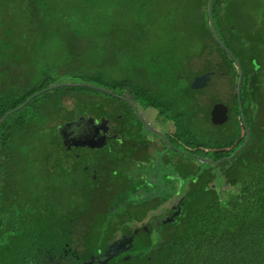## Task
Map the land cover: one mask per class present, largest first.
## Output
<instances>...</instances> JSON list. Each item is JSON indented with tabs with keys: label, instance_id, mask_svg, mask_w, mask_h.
<instances>
[{
	"label": "trees",
	"instance_id": "obj_1",
	"mask_svg": "<svg viewBox=\"0 0 264 264\" xmlns=\"http://www.w3.org/2000/svg\"><path fill=\"white\" fill-rule=\"evenodd\" d=\"M201 1L194 7L192 0H160L156 5L153 0H0V264L22 261L27 253L26 243L60 226L70 208L75 213L84 210L81 250L86 254L106 244L107 236L122 220L112 216L105 225L108 210L122 195L120 184L110 189L106 184L92 190L79 187L82 202L75 203L69 196V205L64 208L52 194L53 189L60 192L61 178L71 173L63 167L57 130V124L72 113L64 98H75L82 109L96 92H107L85 85H64L45 90L15 109L62 74L69 76L60 68L53 76L52 68L61 62L46 59L49 53L54 54L53 49H63L60 45L65 46L68 41L75 60L91 70L85 82L113 90L150 91L151 99L160 96L151 94L156 89L171 91L161 87L163 83H173L169 74H177L182 82L186 78L187 83L189 66L198 57L209 65L218 62V73L225 70L226 74H233L235 82L242 73V100L248 104L242 111L235 107L226 127L230 129L221 143L216 142L218 159L227 157L218 165L224 173H217L218 178L213 173H183L191 174L188 179L194 186L179 220L161 224L155 234L160 237L157 240L153 241L151 234L149 241L148 236L138 241V249L113 253L108 261L97 264H264L263 36L230 28L235 27L237 20L229 5L234 0ZM202 4L204 7L199 9ZM156 12L158 20L153 19ZM160 18L165 25L179 20L178 30L200 44L195 53L180 57L185 64L183 69L169 71L171 67L166 66L171 63L170 57L157 56L151 48L161 28L156 25ZM190 37L186 38L192 40ZM242 43L249 45L246 51H242ZM87 57L88 63L84 62ZM39 62L47 67L41 69ZM142 64L150 78L140 86L132 85L128 78L137 69L143 70ZM30 70H39L50 80L31 84L27 75ZM164 74L169 75V81ZM250 77L253 84H248ZM186 88L187 85L179 90L184 94ZM57 121L60 122L51 124ZM40 139H45L50 149L37 153L42 156L37 168L33 164L28 167L31 161L25 149ZM50 157H55L56 167ZM33 173H38L37 177ZM47 203L52 205L46 206ZM146 209L133 212L138 222L144 220Z\"/></svg>",
	"mask_w": 264,
	"mask_h": 264
},
{
	"label": "flooded vegetation",
	"instance_id": "obj_2",
	"mask_svg": "<svg viewBox=\"0 0 264 264\" xmlns=\"http://www.w3.org/2000/svg\"><path fill=\"white\" fill-rule=\"evenodd\" d=\"M200 61L201 59L197 57L193 63L199 66ZM218 65L214 72L206 69L190 73L187 83L178 79L177 74L170 75L174 78L173 83H163L161 87L170 88L171 91L156 89L151 92L153 96L156 93L161 98L149 99L150 91L113 90L102 86L109 90L108 94L114 98L113 101H102L95 97L87 100L86 106L80 109L77 100L69 96L74 105L69 108L71 116L69 114V119L64 121L79 117L77 125L69 128L65 144L59 135L62 150L69 158V162L64 161L63 167L67 170L66 173L71 172L68 175L78 179V191L82 186L92 190L94 186L101 184L108 185L107 189L120 184L123 189L120 193L122 195L118 196L117 204L111 206V209L116 208L118 212L112 214L109 221L106 219L105 225L111 221L112 216L122 220L112 234L107 236L106 244L103 243L105 245L102 244L100 248L96 247L92 253L86 254L81 250V242L85 237L82 222L84 210L78 209V213H75L70 208L71 212L67 219L62 220L60 226L50 230L47 235L39 234L26 243L27 253L17 264H84V261L94 253L112 252L113 255H117L131 251L137 248L136 245L138 241H142L141 239L148 236L149 241L152 233L155 236L159 231V225L178 221L194 186L183 173H213L216 178L217 173H224L218 165L227 157L218 159L216 139L215 143L210 140L207 144L200 136L201 133H197L196 146H191L186 144L182 137L181 108L186 100L185 93L182 94L179 90L185 85L191 91L194 90L193 93L195 92L194 95L200 100L201 109L205 110L204 115L207 116L201 122H208L219 130L227 127L233 111L236 112L233 100L217 99L218 96L209 90L215 75L226 74L224 68L223 72L218 73ZM206 73L209 74L206 84L192 87L195 78ZM252 80L253 77H250L248 84H253ZM202 101H206L207 107L202 105ZM217 102L228 106V119L223 123L212 120L211 112ZM170 107H175L173 110L176 111H170ZM228 130L221 132V136L223 137ZM55 190L52 191L55 202L61 200L63 208L69 205V189L60 188L59 193H55ZM166 194V198L162 197ZM133 197L137 199L133 200ZM71 199L75 203L83 200L82 197L77 200ZM91 204L94 207L97 205ZM51 205L47 203L46 206ZM162 205L168 208L160 217L158 213L149 214L150 211L164 210L165 207L161 208ZM144 207H147L145 218L138 222L133 212L140 213L139 209L142 210ZM143 227L144 230L141 229ZM132 253L140 256L143 251ZM97 262L100 261H94L92 264Z\"/></svg>",
	"mask_w": 264,
	"mask_h": 264
},
{
	"label": "rangeland",
	"instance_id": "obj_3",
	"mask_svg": "<svg viewBox=\"0 0 264 264\" xmlns=\"http://www.w3.org/2000/svg\"><path fill=\"white\" fill-rule=\"evenodd\" d=\"M160 0H153L154 5L159 4ZM200 4L203 3L201 0H192L193 6L195 7V4ZM231 6V11L236 15L237 20L235 23V29H243L245 31H248L254 35L257 36H263V42L261 43V50H263V55H262V59L264 61V0H234L232 3L229 4ZM202 7H204V4L199 6V9H201ZM151 8L154 10V8L151 5ZM158 15L157 12L154 14L153 19H157L158 20ZM163 18H160L158 21V24H156L157 26L161 27L157 30V39L153 42L152 44V50L155 52V55H159L160 56H164V55H168L170 57V61L171 63L169 65L166 66V68L171 67V69L169 68V71H177L180 69H183V66H185L184 61L182 59H180L181 56H185V55H189V54H193L196 52L197 49H200V44L196 41H194L190 35H187L184 31L178 30V28L181 26L180 21L179 20H175L174 24H163ZM184 25V24H183ZM231 28V25H230ZM190 37L192 40L186 38V37ZM220 38V37H219ZM173 39V41H172ZM223 41L224 39L221 38ZM185 40V41H184ZM184 41V43H183ZM72 42L75 44H77V42L74 41V38L72 37ZM225 42V41H224ZM243 44V43H242ZM244 46L242 47V51H246L245 49H247L249 47L248 44H243ZM60 47H63V49H53V53H49L48 54V58H46L49 62L54 61V62H61L57 65H55L52 68V75L55 76L57 75L60 71V69L62 71L65 72V74H67V72H69V76H63L61 75V77L58 78L57 81L53 82L52 84L59 82V81H72V82H79V81H85V77L88 76V74L91 72V70L89 69V66L83 65L82 62H79L77 60H75V57L73 56V51L69 45V41L67 42V44L65 46L60 45ZM223 48V47H222ZM237 53L240 52L239 48L235 45H233L232 47ZM229 49V48H226ZM217 53H215L216 55ZM61 55V56H60ZM60 56V57H59ZM47 57L46 55L43 57L45 58ZM72 59V62H70V60ZM68 61V62H67ZM90 61V58H85L84 62L88 63ZM69 64V65H68ZM195 63H193V65L189 66V71L190 73H194V72H198V70H209L211 72H214L215 67L217 64H219L218 62H214V64H210V65H206V63L201 60L199 66L194 65ZM39 67L41 69H45L47 66L46 64H41L39 62ZM105 65V64H104ZM60 68V69H59ZM139 68V67H137ZM141 68L143 70L139 71L138 69L134 72V74L128 78L131 81V84L133 85H142L141 83H145L146 81H148L147 79L150 77H147L148 75V71L147 68H145V64L141 65ZM145 68V69H144ZM197 69V70H196ZM75 73L74 76L70 75L71 73ZM201 72V71H200ZM85 74V75H84ZM215 74V73H214ZM213 74V75H214ZM28 80H30L31 84H33V82H41L42 80H46L49 78H46L45 75H40L39 74V70L32 72L31 70L28 71ZM172 75V74H169ZM167 74H164V76L166 77V79L169 81V78L167 76H169ZM188 77V76H186ZM164 77H159L158 79L161 80ZM186 79V78H185ZM185 79L183 80L185 83ZM214 81H212L209 90L213 93H215L218 97H216L217 99H222V100H227V99H231L233 106L237 107L238 109H240L241 111L243 110V107H247L248 104H246L245 99L242 100V93H241V75L239 78L236 79L235 82V77L233 74L229 73V74H225V75H215L213 77ZM261 79L264 80V75L261 76ZM50 80V79H49ZM87 82V81H86ZM90 83V82H89ZM51 84V85H52ZM94 84V83H93ZM235 85H236V89H235ZM264 88V82H263V86ZM188 91V92H187ZM194 90H190L189 88H186L185 90V100L182 106V115H183V128H182V133L184 137V140L186 142V144L188 145H195L196 146V139L198 138L197 133H201L200 136L202 137V139L204 141L208 142L210 140H212L215 143V139L216 141H218L219 143L222 142L223 137L221 136V132L224 133V131L226 130V127L223 128L222 130L219 129H215L211 124H209L208 122H201L203 121V118H207V116L204 115L205 110L201 109V104H200V100L198 99V97L196 95H194L193 93ZM97 94L95 95L96 98L103 100H108V101H113V97L107 93H100V92H96ZM177 94V93H175ZM76 100V99H75ZM203 100V98H202ZM64 104L70 108L74 105L72 98L70 97H66L64 98ZM202 105L204 107H207V103L206 101H202ZM170 111L174 112L176 110L175 107H170L169 108ZM200 109L202 111H200ZM207 112V111H206ZM176 113V112H175ZM233 113H235V111H233ZM61 121V120H60ZM54 122L51 123L53 126L60 122ZM210 132H212V135H210ZM36 138V137H35ZM39 141V142H38ZM50 144L49 143H45V139H40V140H33V142L31 143L30 146H28L25 149V152L30 156L29 160L31 161V163L27 164V166L29 167L31 164L35 165L33 166V168H37L41 162V155L37 154L40 150L43 151H47L48 149H50ZM82 148V147H81ZM83 149V148H82ZM62 159L65 162H69V158L66 156V154L64 153V151L61 149L60 152ZM50 163L54 165V167H56V162H55V157H50ZM220 169V168H219ZM56 171H59L58 169ZM36 175H38V173H33ZM33 176V175H32ZM35 177V178H36ZM40 177V176H39ZM186 177H191V174H187ZM218 178V176H217ZM62 180V184L59 185V187L63 188V190L69 189V196L75 200L80 199L81 195L80 192L77 190V182L78 179L73 176V175H69V177H63L61 178ZM189 180V179H187ZM57 179L55 178L56 182ZM169 182V180H167V183ZM225 180L224 178H222V183H224ZM170 184V183H169ZM224 186L226 187V185L224 184ZM76 190V192H75ZM167 197V194H166ZM164 208V210L162 211H150V215L152 214H156L158 213V216L160 217L165 210L168 208H166L165 205H162L161 208ZM161 227V225L159 226V228ZM158 236H154V233H152V240L155 241L157 240Z\"/></svg>",
	"mask_w": 264,
	"mask_h": 264
},
{
	"label": "water",
	"instance_id": "obj_4",
	"mask_svg": "<svg viewBox=\"0 0 264 264\" xmlns=\"http://www.w3.org/2000/svg\"><path fill=\"white\" fill-rule=\"evenodd\" d=\"M210 2H212V0H210ZM231 28L232 29H235V27L233 25H231ZM209 74H204V75H198L195 80L193 81L192 83V87H200L204 84H206L207 82V79L209 78L208 76ZM241 75V79H242V73L240 74ZM69 86V85H78V86H90V87H93V88H96V89H99V90H102V91H105L107 93H109V90L105 87H102L100 85H96V84H93V83H89V82H85V81H79V82H72V81H59V82H56L52 85H50L48 88H44L36 93H34L31 97H29L26 101H24L20 106H18L17 108L15 109H18V108H21L23 107L24 105H26L31 98H33L34 96L44 92L45 90H48V89H52V88H55V87H59V86ZM241 87V86H240ZM14 109V110H15ZM12 112V110L8 111L7 113H5L4 116H7L8 114H10ZM228 106L222 102H217L213 109H212V120L216 123H223L225 120L228 119ZM78 117L77 116L75 119L71 120V121H63V122H60L57 124V130H58V133L59 135L61 136L62 138V142L65 144V141H66V138H67V134H69V128H72L73 126H76L77 125V122H78ZM1 120V119H0ZM248 140V139H247ZM246 140V141H247ZM246 141L243 143L242 147L245 145ZM241 147V148H242ZM239 150H237L236 152H234V154H232L231 156H229L228 158H232L234 155H236V153L238 152ZM118 210L116 208H113L111 209L108 214H107V220L109 221V218L112 214L114 213H117ZM144 230V227L141 228ZM145 233L147 234V231H145ZM113 253H104V254H92L89 258H87L85 261H84V264H92L94 261H106V259H108Z\"/></svg>",
	"mask_w": 264,
	"mask_h": 264
},
{
	"label": "bare ground",
	"instance_id": "obj_5",
	"mask_svg": "<svg viewBox=\"0 0 264 264\" xmlns=\"http://www.w3.org/2000/svg\"><path fill=\"white\" fill-rule=\"evenodd\" d=\"M118 253V252H117Z\"/></svg>",
	"mask_w": 264,
	"mask_h": 264
}]
</instances>
